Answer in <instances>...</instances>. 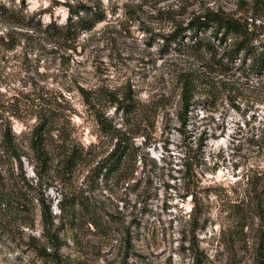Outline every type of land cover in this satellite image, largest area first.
<instances>
[{"label": "rangeland", "instance_id": "rangeland-1", "mask_svg": "<svg viewBox=\"0 0 264 264\" xmlns=\"http://www.w3.org/2000/svg\"><path fill=\"white\" fill-rule=\"evenodd\" d=\"M230 2L0 0L6 10L0 17V143L9 128L26 156L18 170L26 181L18 186L10 179L17 164L0 151V191L6 189L19 217L33 224L32 229L14 224L0 209V264H50L29 247L31 242L46 245L34 207L39 192L57 217L54 231L65 244L66 264H264V103L252 94L197 107L184 136L176 131L175 103L167 108L171 122L162 110L151 113L144 137L130 139L144 163L137 162L126 183L97 179L87 167L48 189L42 182L39 189L30 165V131L47 110L63 118L75 143L93 144L105 156L113 142L99 131L78 87L92 93L93 111L120 127L121 115L108 94L130 91L143 105L173 96L172 74L183 48L168 37L207 8L229 9ZM81 6L86 8L81 18L89 20L86 12H95L103 20L70 40L45 31L49 24L64 26L70 8ZM189 42L186 34L183 43ZM199 136L205 140L198 175L204 191L194 222L178 170L183 169V153L196 146ZM61 195L74 205L72 224L58 221L62 213L55 205ZM98 216L101 228L92 225Z\"/></svg>", "mask_w": 264, "mask_h": 264}, {"label": "trees", "instance_id": "trees-1", "mask_svg": "<svg viewBox=\"0 0 264 264\" xmlns=\"http://www.w3.org/2000/svg\"><path fill=\"white\" fill-rule=\"evenodd\" d=\"M229 4L232 5L229 9L222 6L207 8L192 17L184 28L178 29L168 37L171 39L170 43H177L179 49L183 48V58L177 66L179 68L176 67L172 74L174 87L170 95L173 96H162L143 105L130 91L120 96L117 93L108 94L110 103L115 106L117 114L121 115L120 127L107 115L93 111L94 105L89 98L92 93L78 87V94L82 96L83 103L92 109L99 131L113 142L112 148L105 156L100 157V152H97L93 144L84 147L75 143L71 131H66L61 121L63 118L59 114L49 110L39 114L37 124L30 131L28 146L31 153V170L39 182L38 188L41 189L42 182L45 189L56 181L64 183L77 170H85L87 167H90L88 173L97 179L101 178L102 181L103 178L109 177L124 183L132 180L137 162L144 163V158L137 159L136 148L130 144V139L136 136L144 137L142 133L145 132L146 121L150 119L151 113L156 114L162 110L165 112V121L171 122L172 117L167 108L172 103L177 106L174 115L179 127L176 131L181 136L185 134L183 130L187 127L190 113L197 107L208 109L220 99L230 98L234 101L245 94H252L258 98L259 103H264V0H234ZM81 10L86 8H70V15L64 26L49 24L45 31L52 37L70 40L76 33L88 31L94 24L103 20L102 16L95 12H86L89 20L81 18ZM5 15L6 10L0 5V17ZM186 34L189 35L190 42L184 44L183 38ZM15 140L11 130L5 128L2 132L0 151L17 164L15 168L11 167L10 179L19 186L20 182L26 181L23 174L18 173V170L22 169L21 157L25 154L19 152ZM204 141L199 136L196 146L186 149L182 157L183 169L178 170L181 174L183 199H190L194 222L200 215L199 197L204 191L198 179ZM22 189L23 186H20L18 191ZM34 200L46 245L37 246L31 242L30 250L50 264H66L61 253L65 244L57 231H54V220L57 217L52 215L51 202L40 192ZM64 200L61 195L56 201L55 206L62 213L58 221L62 225L72 224L74 205H67ZM16 205L8 191L2 187L0 209L9 215L12 223L32 229L33 224L23 222L16 213ZM102 221V217H94L92 225L101 228ZM32 241L35 239L32 238Z\"/></svg>", "mask_w": 264, "mask_h": 264}]
</instances>
